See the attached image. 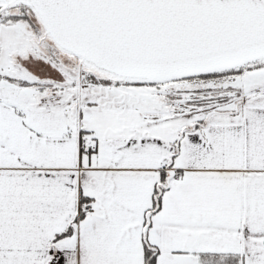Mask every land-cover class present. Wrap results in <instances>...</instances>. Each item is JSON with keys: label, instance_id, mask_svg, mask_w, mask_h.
<instances>
[{"label": "snow or ice", "instance_id": "1", "mask_svg": "<svg viewBox=\"0 0 264 264\" xmlns=\"http://www.w3.org/2000/svg\"><path fill=\"white\" fill-rule=\"evenodd\" d=\"M0 264H264V0H0Z\"/></svg>", "mask_w": 264, "mask_h": 264}]
</instances>
